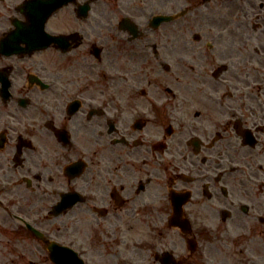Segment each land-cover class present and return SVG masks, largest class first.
Segmentation results:
<instances>
[{"label":"flooded vegetation","instance_id":"obj_1","mask_svg":"<svg viewBox=\"0 0 264 264\" xmlns=\"http://www.w3.org/2000/svg\"><path fill=\"white\" fill-rule=\"evenodd\" d=\"M0 264H264V0H0Z\"/></svg>","mask_w":264,"mask_h":264}]
</instances>
